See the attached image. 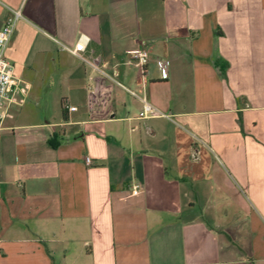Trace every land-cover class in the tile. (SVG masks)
Segmentation results:
<instances>
[{
    "label": "crops",
    "instance_id": "crops-1",
    "mask_svg": "<svg viewBox=\"0 0 264 264\" xmlns=\"http://www.w3.org/2000/svg\"><path fill=\"white\" fill-rule=\"evenodd\" d=\"M11 11L0 264H264V0H0V28Z\"/></svg>",
    "mask_w": 264,
    "mask_h": 264
},
{
    "label": "built area",
    "instance_id": "built-area-1",
    "mask_svg": "<svg viewBox=\"0 0 264 264\" xmlns=\"http://www.w3.org/2000/svg\"><path fill=\"white\" fill-rule=\"evenodd\" d=\"M21 19V15L19 11H11L10 16L6 19L2 27L0 28V106L2 105L3 101L6 100L8 95L15 89L17 86V81L13 76V67L9 61L6 60L4 57L5 48L14 32V28L16 22ZM89 42V38L85 35H80L72 48L63 47V49L70 52L72 55L81 58L83 53L86 50V46ZM89 66L92 67L94 71L101 72L97 67V62H88L85 61ZM150 62L149 52L141 48L137 51H134L131 54V63L137 69L140 70L141 73L144 72L145 67ZM155 64L159 69L162 79H166L169 72V62L167 60H155ZM107 78H110L106 75ZM111 79V78H110ZM143 109L142 112L139 114V118H149L156 116L158 113L157 111L149 105L144 99L142 100ZM4 118V115L0 113V128L1 123ZM196 153H193L194 156ZM85 162L89 164L90 159L86 158ZM138 186H133L132 190H138Z\"/></svg>",
    "mask_w": 264,
    "mask_h": 264
}]
</instances>
